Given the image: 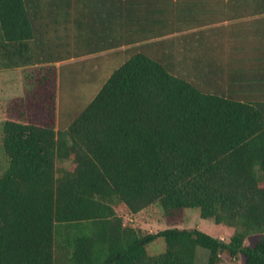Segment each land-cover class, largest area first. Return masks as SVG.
I'll list each match as a JSON object with an SVG mask.
<instances>
[{
    "label": "trees",
    "instance_id": "trees-1",
    "mask_svg": "<svg viewBox=\"0 0 264 264\" xmlns=\"http://www.w3.org/2000/svg\"><path fill=\"white\" fill-rule=\"evenodd\" d=\"M236 4L264 0H0V71L32 70L1 124L0 264H194L198 248L206 264H264V99L173 70L177 35L215 57L197 29ZM97 54L85 72H99L90 99L66 118L62 87L77 64L56 65ZM118 205H158L169 218L197 209L232 235L140 236ZM159 238L164 251L150 255Z\"/></svg>",
    "mask_w": 264,
    "mask_h": 264
},
{
    "label": "crops",
    "instance_id": "crops-1",
    "mask_svg": "<svg viewBox=\"0 0 264 264\" xmlns=\"http://www.w3.org/2000/svg\"><path fill=\"white\" fill-rule=\"evenodd\" d=\"M255 7L237 5L229 8L225 17L198 28V32L207 30L205 41L215 57L201 58L199 43L189 42L182 50L184 75L225 96L264 99V7ZM207 64L213 73L206 77L202 74Z\"/></svg>",
    "mask_w": 264,
    "mask_h": 264
},
{
    "label": "rangeland",
    "instance_id": "rangeland-1",
    "mask_svg": "<svg viewBox=\"0 0 264 264\" xmlns=\"http://www.w3.org/2000/svg\"><path fill=\"white\" fill-rule=\"evenodd\" d=\"M182 36V35H181ZM174 36L164 37L162 39L171 38ZM175 39L179 40L177 43L178 48L174 50V71L182 72V50L188 47L189 43L183 42L180 39V36L177 35ZM97 56V57H96ZM98 56L104 55H92L83 58L69 60L67 62H61L56 66L71 64L75 62L78 67L84 69V77L79 78V70L77 66H74L73 69H68L65 73V80L61 92V101L63 100L65 108L61 107L66 118L71 117L76 110L84 108L87 105L88 100L90 99L91 91L90 87L88 88L87 84L89 83V77H86V69L89 67V60H95L93 58H98ZM180 59L179 63L177 59ZM105 66V71H106ZM107 69H109L107 67ZM31 69H26L22 72L21 69H16L12 71H0V174L6 169L8 162L6 157L3 154L1 146V124L6 115L4 114L5 108L9 103L17 98L23 96V74L29 75ZM92 75L93 83L95 80H98L99 72ZM101 73V77H102ZM70 76H73L70 78ZM67 78H69L67 80ZM89 79V80H88ZM95 79V80H94ZM81 85V90L77 91V86ZM87 86V88L85 87ZM81 92V93H80ZM82 108V109H83ZM80 109L78 113L82 110ZM61 116V115H60ZM58 167L68 168L69 163L59 164ZM117 214L123 219L125 225L135 228L140 236H145L147 234H154L158 231L168 229V228H178V229H197L213 238H224V241L227 242L230 235L232 234V229H229L223 225H216L212 219H201L199 216V211L197 209H183L179 212H176L173 218L165 216L164 212L158 205H152L147 209L143 210L139 214H130L123 206L118 205L116 207ZM165 249V244L163 239L159 238L147 245V251L150 255H158L162 253ZM207 251L201 248H198L196 251V260L194 264H206ZM220 264H243L239 259H227L223 257Z\"/></svg>",
    "mask_w": 264,
    "mask_h": 264
}]
</instances>
